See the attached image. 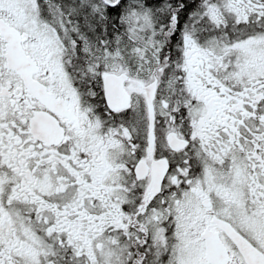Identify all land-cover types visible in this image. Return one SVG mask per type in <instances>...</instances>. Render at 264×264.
I'll list each match as a JSON object with an SVG mask.
<instances>
[{"label": "snow or ice", "instance_id": "1", "mask_svg": "<svg viewBox=\"0 0 264 264\" xmlns=\"http://www.w3.org/2000/svg\"><path fill=\"white\" fill-rule=\"evenodd\" d=\"M0 264H264V0H0Z\"/></svg>", "mask_w": 264, "mask_h": 264}]
</instances>
